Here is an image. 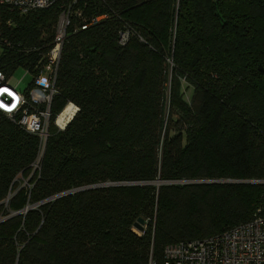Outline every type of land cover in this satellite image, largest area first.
Returning <instances> with one entry per match:
<instances>
[{"label": "trees", "instance_id": "1", "mask_svg": "<svg viewBox=\"0 0 264 264\" xmlns=\"http://www.w3.org/2000/svg\"><path fill=\"white\" fill-rule=\"evenodd\" d=\"M73 9L105 15L85 30L72 16L66 30L52 120L68 102L77 112L50 124L39 161L38 137L0 120V264H162L167 244L264 216V182H209L264 181V0ZM60 11L0 5V67H31Z\"/></svg>", "mask_w": 264, "mask_h": 264}, {"label": "built area", "instance_id": "2", "mask_svg": "<svg viewBox=\"0 0 264 264\" xmlns=\"http://www.w3.org/2000/svg\"><path fill=\"white\" fill-rule=\"evenodd\" d=\"M78 0H0L20 14L47 9L60 3V14L52 42L31 67H25L32 80L19 89L20 80L12 77L14 69L0 67V120L8 118L22 130L34 134L39 140V158L49 136L50 124L63 130L77 112V106L68 102L52 120L51 103L56 93L55 78L61 58L66 30L71 27V17L81 20L72 30H85L98 23L105 15L82 18L79 9H73ZM129 28L119 34V43L129 38ZM7 46L10 41L3 39ZM70 107L69 113L63 114ZM63 120L59 121V116ZM52 121V122H51ZM35 167H37V163ZM162 264H264V216L256 215L251 221L228 228L201 239L170 243L163 248Z\"/></svg>", "mask_w": 264, "mask_h": 264}, {"label": "water", "instance_id": "3", "mask_svg": "<svg viewBox=\"0 0 264 264\" xmlns=\"http://www.w3.org/2000/svg\"><path fill=\"white\" fill-rule=\"evenodd\" d=\"M259 70L261 72H264V67L262 65H259ZM209 182H216V183H258L259 182V183H263L264 181H262V180H229V179H224V180H209ZM154 183H156L157 185L167 184V183L171 184V183H173V181H169L168 182V181H162V180L158 179ZM108 185H112V183H104V184H101V185L99 184V185H93V186H86V187H83V188L70 190V191H67V192H63V193L57 194V195L51 197L50 199H56V198L61 197L63 195H66V194H69V193H72V192H75V191L85 190V189H88V188H91V187L93 188V187L108 186ZM31 207L32 206L26 207L24 209V211H27ZM143 223H144L143 219L139 218L135 222L133 229L138 233L139 231L142 230Z\"/></svg>", "mask_w": 264, "mask_h": 264}, {"label": "rangeland", "instance_id": "4", "mask_svg": "<svg viewBox=\"0 0 264 264\" xmlns=\"http://www.w3.org/2000/svg\"><path fill=\"white\" fill-rule=\"evenodd\" d=\"M12 77L20 80L18 85V88L20 90L26 88L32 80V75L26 72L25 67H17L16 69H14V71L12 72ZM184 88H185L184 99L188 101L192 91V87H188L186 83H184Z\"/></svg>", "mask_w": 264, "mask_h": 264}, {"label": "bare ground", "instance_id": "5", "mask_svg": "<svg viewBox=\"0 0 264 264\" xmlns=\"http://www.w3.org/2000/svg\"><path fill=\"white\" fill-rule=\"evenodd\" d=\"M70 111H71V108H70V107H67V108L64 110L63 114H65V113H69ZM63 114H62L61 116H59V118H58L59 121H62V120H63V118H62Z\"/></svg>", "mask_w": 264, "mask_h": 264}]
</instances>
